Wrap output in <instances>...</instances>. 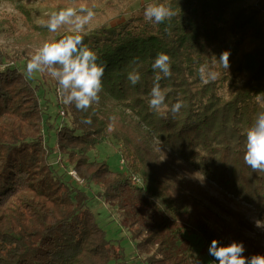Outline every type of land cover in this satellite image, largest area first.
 <instances>
[{"label":"trees","instance_id":"obj_1","mask_svg":"<svg viewBox=\"0 0 264 264\" xmlns=\"http://www.w3.org/2000/svg\"><path fill=\"white\" fill-rule=\"evenodd\" d=\"M74 1L77 7L97 2ZM133 1L107 0L106 7L120 17ZM156 2L144 3L120 23L81 33L105 65L100 101L107 96L123 103L136 118L101 111L96 104L86 112L67 105L70 125L60 130L57 146L86 186L98 184V198L121 210L136 255L146 264H198L189 236L207 247L213 238L220 244L236 240L209 225L194 195L216 199L161 163L146 137L232 199L249 204L264 224V172H253L243 160L244 132L264 110V0H159L177 12L159 25L143 15L146 5ZM22 11L29 15L25 6ZM224 50L230 53L227 70L216 61ZM159 52L170 56L172 76L159 82L167 95L154 111L147 99ZM26 53L23 48L7 54L0 44V264H127L95 220L88 194L56 176L52 168L58 167L47 163L38 88L17 65ZM134 66L141 74L135 86L127 80ZM202 66L209 73L204 79ZM177 98L184 106L173 116L168 109ZM108 138L120 144L126 169L88 157ZM232 216L242 223L239 212Z\"/></svg>","mask_w":264,"mask_h":264},{"label":"rangeland","instance_id":"obj_2","mask_svg":"<svg viewBox=\"0 0 264 264\" xmlns=\"http://www.w3.org/2000/svg\"><path fill=\"white\" fill-rule=\"evenodd\" d=\"M153 0H134L129 6L124 8L123 15L116 16L114 10H109L107 0H97L93 7L95 12L93 20L85 27V31L102 23L108 22L109 26L125 20L129 14L139 9L144 3ZM78 1L69 0L64 4L50 3L46 0H19L9 1L0 0V44L7 54H12L14 50H27L26 56L17 61L21 65V71L26 72V62L45 40L52 39L55 33L42 31L40 21L46 20L49 13L66 6L77 7ZM22 6L29 12V15L22 11ZM35 25L40 27H34ZM59 31L68 32V26H64ZM56 32V33H57ZM31 38L28 41V38ZM6 65L14 63L4 60ZM16 62V61H15ZM32 85L37 86L39 94L40 107V132H42L41 145L47 157V163L58 167L52 168L56 176H60L63 181H72L69 170L73 169L68 160V154L62 152L57 146V137L60 130L70 125L67 108L64 103L60 105L56 93L57 85L50 79L47 74H34L29 77ZM58 103V104H57ZM59 105V106H58ZM60 106L64 107V117L62 118L58 111ZM96 106L101 111L112 114L129 115L135 119L136 116L124 107L123 103H115L109 97H104ZM146 140L152 145L153 151L158 155V160L173 168L185 182H191L201 187L208 195L216 199L217 203L210 202L206 197L194 195L199 202V208L203 217L210 226L216 228L223 236L228 239H235L244 246V252L250 257L255 254L264 255V227H257L259 221L253 208L249 204L232 199L228 194L222 192L214 183L205 180L199 173L192 170L187 164L179 160L169 149L160 145L156 139L151 136ZM120 144L111 139H106L103 143L98 144L93 150L88 152V157L92 160L106 161L113 169H120L121 153ZM56 153H59L60 159L56 163ZM55 162V163H53ZM52 167V166H51ZM126 169V167H125ZM74 170V169H73ZM84 181V180H83ZM81 188L88 194V205L93 211L95 220L103 229L105 237L112 243L120 247L126 259L127 264H146L143 256L136 255L134 242L131 239L130 231L126 229L121 221V210L115 203L105 202L97 196L100 186L96 183L85 184ZM159 203V202H158ZM239 212L242 223H236L233 220L232 212ZM262 224V223H261ZM192 245L194 255L198 264H218L215 257L209 255L207 246L195 235L188 237Z\"/></svg>","mask_w":264,"mask_h":264},{"label":"clouds","instance_id":"obj_3","mask_svg":"<svg viewBox=\"0 0 264 264\" xmlns=\"http://www.w3.org/2000/svg\"><path fill=\"white\" fill-rule=\"evenodd\" d=\"M146 21L154 24L170 22L177 12L171 4L156 2L149 3L143 10ZM95 12L87 5L79 7L66 6L49 13L46 20H41V26L49 32L56 33L64 26H68V34L58 39L45 40L35 49L26 62V72L29 77L34 74H47L57 85V93L61 102L68 106H75L78 111L86 112L93 104L100 101L103 91L102 78L105 71L103 62H98L99 57L95 51L84 43L82 32L93 20ZM228 50L221 52L216 60L224 69L229 68ZM139 63L134 58L133 65ZM152 69L156 72L153 85L147 99L148 106L159 110L164 105L167 93L161 89L160 81L172 76L171 58L164 52H159L153 59ZM205 66L200 69L202 79L208 76ZM217 73H211L215 79ZM127 80L135 86L141 80L139 68L133 67L127 73ZM184 106L183 100L177 98L171 104L169 112L175 116ZM244 163L253 172H264V110L258 112L253 122L244 132ZM257 227H264L260 221ZM209 255L215 257L218 264H264V255L255 254L244 256V246L241 242L232 241L220 244L213 238L208 248Z\"/></svg>","mask_w":264,"mask_h":264},{"label":"built area","instance_id":"obj_4","mask_svg":"<svg viewBox=\"0 0 264 264\" xmlns=\"http://www.w3.org/2000/svg\"><path fill=\"white\" fill-rule=\"evenodd\" d=\"M56 93H57V88H56ZM57 97L59 98L58 101L61 102V99H60V97L58 96V93H57ZM57 104H58V103H57ZM60 105H63V103H60ZM58 106H59V105H58ZM58 114H60L62 118L64 117V107H63V106H60V110L58 111ZM56 155H57V157H56L55 161H56V163H57L58 160L60 159V155H59V153H56ZM53 163H55V162H53ZM125 165H126V162H125L124 158L121 157V160H120V168L125 169ZM68 173H69V175L73 178V180H74V182H75L76 184H78V185H83V182H84L83 179H81V178L77 175V173H76L75 170L70 169ZM132 178L134 179L135 182L140 183V178H139V177L133 175ZM205 264H209V263H205Z\"/></svg>","mask_w":264,"mask_h":264}]
</instances>
